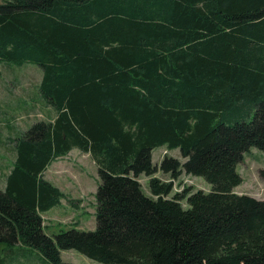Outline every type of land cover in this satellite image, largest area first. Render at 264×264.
Segmentation results:
<instances>
[{
	"label": "trees",
	"instance_id": "trees-1",
	"mask_svg": "<svg viewBox=\"0 0 264 264\" xmlns=\"http://www.w3.org/2000/svg\"><path fill=\"white\" fill-rule=\"evenodd\" d=\"M3 63L37 65L56 116L13 141L0 244L52 264H72L67 248L103 264H264V198L232 190L244 153L264 151V0H0ZM161 146L184 161L154 164ZM73 148L97 166L95 229L51 237L40 214L64 195L43 172ZM158 170L210 190L169 196Z\"/></svg>",
	"mask_w": 264,
	"mask_h": 264
},
{
	"label": "rangeland",
	"instance_id": "rangeland-1",
	"mask_svg": "<svg viewBox=\"0 0 264 264\" xmlns=\"http://www.w3.org/2000/svg\"><path fill=\"white\" fill-rule=\"evenodd\" d=\"M0 187L5 186V176L9 172L15 151L14 140L23 130L30 127L31 122L48 120L56 116V111L39 93L38 86L41 79V69L31 63L14 65L3 63L0 66ZM26 128V129H25ZM179 149L157 147L152 151V161L159 165L164 157H174L181 162ZM90 154L73 148L69 153L54 159L49 168L43 172V178L56 186L64 195L60 203L47 209L40 215L46 235L54 236L60 231L70 228L80 230L95 229V193L98 186L97 166L90 158ZM264 169V151L250 147L244 153L243 160L237 164L236 170L242 179L241 183L232 190L238 194H247L258 199L264 198V176L260 171ZM160 181L172 182L170 195L182 191L210 190V184L199 176H192L182 172L172 179L168 173L158 170L152 175ZM150 176L141 174L137 182L143 192L151 196L148 181ZM185 206V200H182ZM61 260L72 264H103L89 259L76 249L60 251ZM0 257L3 264H52L42 256L33 246L21 243L0 244Z\"/></svg>",
	"mask_w": 264,
	"mask_h": 264
},
{
	"label": "crops",
	"instance_id": "crops-1",
	"mask_svg": "<svg viewBox=\"0 0 264 264\" xmlns=\"http://www.w3.org/2000/svg\"><path fill=\"white\" fill-rule=\"evenodd\" d=\"M55 160H56V159H55ZM53 162H54V161H53ZM53 162H52V163H53ZM52 163H51V164H52ZM51 164H50V165H51ZM50 165H49V166H50ZM49 166L47 167V169L49 168ZM47 169H46V170H47ZM46 170H45V171H46Z\"/></svg>",
	"mask_w": 264,
	"mask_h": 264
}]
</instances>
